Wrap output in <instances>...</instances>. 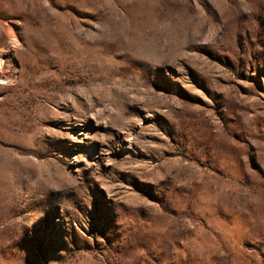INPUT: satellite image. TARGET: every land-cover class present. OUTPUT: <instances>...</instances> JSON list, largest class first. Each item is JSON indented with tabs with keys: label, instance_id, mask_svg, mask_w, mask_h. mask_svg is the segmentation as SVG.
I'll return each mask as SVG.
<instances>
[{
	"label": "rangeland",
	"instance_id": "obj_1",
	"mask_svg": "<svg viewBox=\"0 0 264 264\" xmlns=\"http://www.w3.org/2000/svg\"><path fill=\"white\" fill-rule=\"evenodd\" d=\"M0 264H264V0H0Z\"/></svg>",
	"mask_w": 264,
	"mask_h": 264
},
{
	"label": "bare ground",
	"instance_id": "obj_2",
	"mask_svg": "<svg viewBox=\"0 0 264 264\" xmlns=\"http://www.w3.org/2000/svg\"><path fill=\"white\" fill-rule=\"evenodd\" d=\"M17 42H18V40L15 38L14 43H17Z\"/></svg>",
	"mask_w": 264,
	"mask_h": 264
}]
</instances>
